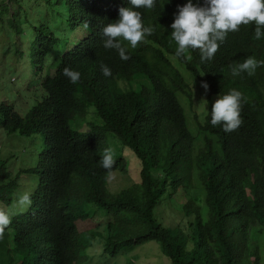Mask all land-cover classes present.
Wrapping results in <instances>:
<instances>
[{
	"label": "trees",
	"instance_id": "16d2710c",
	"mask_svg": "<svg viewBox=\"0 0 264 264\" xmlns=\"http://www.w3.org/2000/svg\"><path fill=\"white\" fill-rule=\"evenodd\" d=\"M184 3L155 0L151 9H135L153 31L135 48L118 38L128 56L122 60L103 47L101 30L118 8L131 7L128 0H39L33 16L28 0H0V12L25 40L24 49L14 45V60L39 80L31 93L24 85L26 92L0 99V129L42 139L39 162L14 178L0 159V211L11 217L0 231V264H83L96 239L110 256L156 241L171 264L264 261V64L251 75L238 70L248 57L264 61V35L257 39L252 23L240 25L211 60L202 62L198 49L177 57L170 24ZM171 57L208 85L201 86L208 97L241 93L236 129L209 123L208 100L196 133L189 131L177 94L191 105V88ZM64 67L79 71L76 83ZM90 107L98 121L81 129L76 124ZM105 149L114 161L109 169L100 166ZM123 151L135 158L138 181L112 192L109 175L129 171ZM22 173L34 174L31 187L20 183ZM24 193L27 206L18 203ZM175 204L185 227L164 225L157 214ZM87 207L103 214L104 234Z\"/></svg>",
	"mask_w": 264,
	"mask_h": 264
},
{
	"label": "clouds",
	"instance_id": "9594fccd",
	"mask_svg": "<svg viewBox=\"0 0 264 264\" xmlns=\"http://www.w3.org/2000/svg\"><path fill=\"white\" fill-rule=\"evenodd\" d=\"M128 3L131 7L118 8V18L105 24L101 30L104 37L103 47L115 49L122 60L128 59V56L118 38L135 48L138 42L153 31L152 26L143 24L140 12L135 9H151L155 0H128ZM249 23L254 25L257 39L264 35V0H203V3L185 0L182 6H177V12L170 24L171 39L176 44L175 55L179 57L188 49H198L202 62L211 60L228 32L238 31L240 25ZM260 64H264V61L248 57L238 65V70L251 75ZM100 70L104 76L111 75V70L106 65L101 64ZM62 74L70 83H76L80 77L79 71L69 67H64ZM201 86L207 90L206 83L202 82ZM240 97L241 93L236 89L219 96L211 106L209 123L213 126L220 124L225 132L236 129L241 124ZM113 163L110 150L105 149L100 158V166L109 169ZM18 203L27 206L30 195H20ZM10 220L8 212L0 211V231L9 225Z\"/></svg>",
	"mask_w": 264,
	"mask_h": 264
},
{
	"label": "rangeland",
	"instance_id": "374dc122",
	"mask_svg": "<svg viewBox=\"0 0 264 264\" xmlns=\"http://www.w3.org/2000/svg\"><path fill=\"white\" fill-rule=\"evenodd\" d=\"M28 9L32 16L39 9L37 3L39 0H28ZM42 0H40L41 2ZM1 11V9H0ZM7 15L0 12V69L2 75L0 77V99L7 96L12 97L17 89H27L30 93L39 85V80L36 79L30 70L24 64H18L12 55L14 45L18 44L21 49L25 48L24 38H20L13 32V29L7 23ZM171 61L178 69L185 81L191 88L192 104L190 105L183 94H177L178 101L184 109L186 117V125L192 134L196 133L195 120H201L207 112L208 100L212 106L213 102L219 97L218 95L207 96L201 85L191 76V73L183 66L179 65L173 57ZM49 75L53 74V67L48 69ZM24 85L26 88L24 89ZM41 88H38L39 92ZM26 92V91H25ZM42 94V93H41ZM41 94L30 95V102L39 99ZM97 122L98 117L93 108H88V111L83 119L77 122L76 126L81 129H86L88 122ZM75 126V125H73ZM41 143L40 135L23 136L18 133H7L0 129V159L6 161L8 167L9 179L14 178L16 174L25 169L33 168L37 160L41 158ZM197 146H200V141H196ZM124 154L129 155L123 151ZM128 163L129 171L113 172L108 178V188L115 192L120 187L130 184L133 181H138L137 168L135 158L129 155ZM133 163H132V162ZM35 177L30 173L26 176L25 173L20 174V183L24 186L26 183L29 187L33 185ZM174 209L164 208L158 209L157 214L164 225L178 224L186 226V217L183 216L180 210V205L172 206ZM89 213L94 214V218L100 222L98 231L101 234L105 233L103 214L93 207H87ZM88 258L83 264H171L168 258L162 254L160 244L156 241H147L132 249L122 250L117 256H110L102 252V247L98 239L94 240L92 247L87 249ZM264 264V261L261 263Z\"/></svg>",
	"mask_w": 264,
	"mask_h": 264
}]
</instances>
